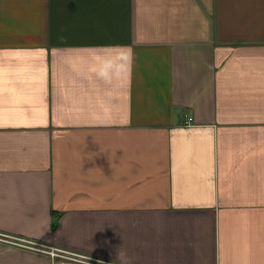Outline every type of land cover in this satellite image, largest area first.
Wrapping results in <instances>:
<instances>
[{
	"label": "crops",
	"instance_id": "crops-1",
	"mask_svg": "<svg viewBox=\"0 0 264 264\" xmlns=\"http://www.w3.org/2000/svg\"><path fill=\"white\" fill-rule=\"evenodd\" d=\"M0 234L92 262L0 264H264V0H0Z\"/></svg>",
	"mask_w": 264,
	"mask_h": 264
},
{
	"label": "clouds",
	"instance_id": "clouds-1",
	"mask_svg": "<svg viewBox=\"0 0 264 264\" xmlns=\"http://www.w3.org/2000/svg\"><path fill=\"white\" fill-rule=\"evenodd\" d=\"M134 57H130L132 59ZM126 66L123 64V61L119 63H114L111 60H102L100 66L97 69V76L105 81L110 83L114 77L119 76ZM130 70V65L127 66ZM117 259L120 261V264H132L131 258L127 256V253L122 250H118L116 253ZM97 264H104L103 260H98Z\"/></svg>",
	"mask_w": 264,
	"mask_h": 264
},
{
	"label": "built area",
	"instance_id": "built-area-1",
	"mask_svg": "<svg viewBox=\"0 0 264 264\" xmlns=\"http://www.w3.org/2000/svg\"><path fill=\"white\" fill-rule=\"evenodd\" d=\"M0 240H3L5 242H9L11 244H15L17 246H23L26 248L37 249V250H40L43 252H47V253L52 254L53 256H59V257H63V258H68V259H72V260H79V261H84V262H91L90 260L81 258L80 256L68 254V253L62 252L56 248H51L49 246L42 245V244L36 243L32 240H28V239H24V238L0 234Z\"/></svg>",
	"mask_w": 264,
	"mask_h": 264
}]
</instances>
